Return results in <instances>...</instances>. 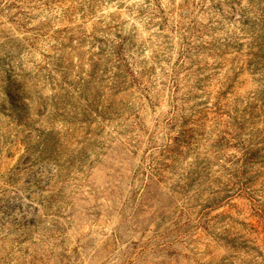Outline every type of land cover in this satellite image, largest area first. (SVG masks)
Returning <instances> with one entry per match:
<instances>
[{
    "label": "rangeland",
    "instance_id": "rangeland-1",
    "mask_svg": "<svg viewBox=\"0 0 264 264\" xmlns=\"http://www.w3.org/2000/svg\"><path fill=\"white\" fill-rule=\"evenodd\" d=\"M0 264H264V0H0Z\"/></svg>",
    "mask_w": 264,
    "mask_h": 264
}]
</instances>
